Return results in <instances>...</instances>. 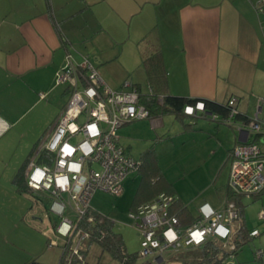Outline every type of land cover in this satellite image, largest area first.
Listing matches in <instances>:
<instances>
[{"label": "crops", "instance_id": "1", "mask_svg": "<svg viewBox=\"0 0 264 264\" xmlns=\"http://www.w3.org/2000/svg\"><path fill=\"white\" fill-rule=\"evenodd\" d=\"M104 4L114 8L120 20L138 26L139 34L134 36L135 63L125 62L122 68L130 70L138 65L144 69L146 90L141 83L129 82L142 94L151 87L153 93L160 95L208 99L221 105L236 97L237 109L242 115L264 120L262 106L257 111L250 103L251 93L264 95L261 91L264 88L259 85L264 80V0H0V264H45L43 253L50 246L41 227L47 226L53 217L49 220L44 206L37 204L33 220L29 221V211L35 201L27 192L24 172L36 149L33 141L41 137L45 128L52 130L65 105L61 108L57 105L56 91L61 86L56 84L57 73L69 58L74 63L81 62L83 57L74 46L82 47L80 43L86 41L87 12L92 11V6ZM157 53L162 55L165 70L149 77L142 61ZM104 61H98L99 65ZM92 64L98 71V65L93 61ZM109 83L112 89L123 85L112 80ZM62 89L63 86V94ZM260 98L264 105V98ZM176 116L174 110L153 111L148 118L125 123L117 130V143L127 155L133 158L137 155L139 160L153 151L160 177L169 186V190L158 194L164 192L176 197L182 206L177 208L178 203L174 204L171 210L178 215L181 225L187 227L197 220L203 203L195 212L186 205L188 198L176 189L161 166L160 143L177 137L183 143L191 142L193 134L199 132L217 140L218 147L211 154L222 149L221 162L226 157L223 166L233 148L245 137L233 129L244 124L237 120L234 125L220 127L221 118L183 116L179 120ZM189 118L215 123L214 126L204 120L196 123ZM175 121L180 123L175 125ZM255 142L264 147L260 140ZM21 167H24V186L14 183ZM130 176L138 179L135 194L140 175ZM227 190L228 187L226 200H229ZM246 199L249 197L244 196L243 202ZM210 205L215 209L223 207V204ZM182 209L185 212L181 215ZM242 224H245L244 217L234 222L232 236ZM60 257L61 254L58 264ZM242 262L264 264V250L257 249L253 257H245Z\"/></svg>", "mask_w": 264, "mask_h": 264}, {"label": "built area", "instance_id": "2", "mask_svg": "<svg viewBox=\"0 0 264 264\" xmlns=\"http://www.w3.org/2000/svg\"><path fill=\"white\" fill-rule=\"evenodd\" d=\"M56 84H67L72 92L50 134L39 143L25 168L27 192L35 201L28 218L33 220L37 204L43 206L44 200L49 201L46 214L53 220L41 228L64 239L65 264H73L74 260L83 261L80 249L89 233L79 222L92 209L90 199L94 192L120 195L125 179L137 173L142 164L117 143V130L125 123L148 118L150 111L141 102L143 94L139 88L125 82L122 88L112 89L88 56H83L80 63L69 58L58 71ZM146 95L160 105L164 103L165 96L154 95L151 87ZM260 103L261 99L257 111ZM226 105L229 111L223 118L208 113L203 100L184 105L183 113L192 118H221V123L234 125L238 113L236 97H230ZM189 107L191 113L186 111ZM236 128L245 137L231 153L229 187L237 195L249 196L264 189V147L250 141L254 133L264 134V120L256 116ZM260 141L264 143V136ZM175 201V196L162 192L129 211L141 239L140 257H151L153 262L160 263L167 254L200 247L209 238L221 239L225 247L235 249L229 244L238 219L234 201L226 200L221 209L203 203L197 220L187 227L171 210ZM260 218L264 219V212ZM88 220L92 218L88 216ZM250 235L258 236L259 231L253 229Z\"/></svg>", "mask_w": 264, "mask_h": 264}, {"label": "rangeland", "instance_id": "3", "mask_svg": "<svg viewBox=\"0 0 264 264\" xmlns=\"http://www.w3.org/2000/svg\"><path fill=\"white\" fill-rule=\"evenodd\" d=\"M91 10L87 12L89 27L84 31L86 41L83 44L80 43L82 47L77 44L74 46L75 48L73 47L80 52V54H77L80 57L85 55L90 56L94 64L98 65V73L107 85L110 84L109 82L111 80L121 82V84L132 81L141 83L143 90H146L143 68L138 65H135L130 70L122 68L125 62L131 63L132 61L135 63L133 56L137 50V42L134 40V36L136 33L139 34L138 26L135 23L130 25L127 21L120 20L115 9H111L108 4L92 6ZM97 60H106V62L104 61L105 63L103 65H99ZM259 85L264 88V80H261ZM119 86L120 84L117 87ZM57 89V105L61 108L63 104H66L69 93L62 94L61 86L57 87ZM261 91L264 92V89H261ZM251 94V106L257 110L258 100L261 99L260 97L264 98V95L259 92ZM260 106L264 109V105L260 103ZM189 119L196 123L204 120L207 124L213 126L215 123L207 119ZM177 123L180 122L175 121V125ZM221 126L228 127L224 123ZM49 128H45L44 135L41 133V137L39 135V138L33 141L34 148H37L39 143L48 136L51 130ZM233 130L235 132L238 131ZM216 141L215 138L204 136L198 132L193 134V140L191 142L186 141L183 143L182 139L177 137L174 140L169 139L160 143L162 144V146L160 145V149L162 150L160 153L161 166L167 178L175 183L176 189L182 192L184 198H188L185 200V203L194 212L200 204L206 201L213 206H222L226 201V189L229 186L231 159H228L222 166L226 158L221 162L223 150L220 148L221 152L218 150L211 154V151L216 150L218 147ZM30 142L31 140L28 141V143ZM166 145L171 147L166 149ZM134 158L139 160L137 155H134ZM137 182L138 179L136 176H130L120 195L114 196L108 192L97 190L90 199L91 208L106 215L114 222V231L121 235L125 243L126 251L130 255L139 253L141 240L134 226V221L129 217L130 204ZM244 204V218L247 229L250 231L258 229L261 235L245 243L239 249L238 253L228 260V264H245L242 262L243 258L253 257L257 249L264 250V219L260 218V213L264 212V193L259 198L246 199ZM43 206L45 209L48 208L49 201L44 200ZM68 215L73 217L71 212H68ZM41 232L46 237V240H49L48 244L50 246L43 253L44 263L58 264L64 239L52 233L49 235L44 230ZM86 242L80 249V253L83 255V264H119L108 252H102L95 243H90L88 252L84 256L82 251L87 249ZM149 263L159 264L153 262L151 257L142 258L137 256L135 258V264Z\"/></svg>", "mask_w": 264, "mask_h": 264}, {"label": "trees", "instance_id": "4", "mask_svg": "<svg viewBox=\"0 0 264 264\" xmlns=\"http://www.w3.org/2000/svg\"><path fill=\"white\" fill-rule=\"evenodd\" d=\"M142 65L145 68V70L148 72L149 77H152V74L155 73L156 71L165 70V69L163 70V58L161 53L154 54L151 57L144 59L142 61ZM60 85L64 87L63 94L69 93V98H70L72 92L71 88L67 84H60ZM154 95H157V92L154 93ZM165 95L166 96L164 99V103L162 105L158 104L154 97H151L146 94L141 95V102L149 109L150 114L153 111L164 112L167 110H174L175 112H177L176 117L179 120H182L183 116H186L183 113L184 104L193 103L196 100H199V99H185L180 97H173L167 94ZM68 100L66 101V104L62 107L60 114L66 108ZM200 100L204 101L205 108L208 113L217 114L221 118L226 117V115L228 114L229 109L226 104L221 105L219 103H216L208 99H200ZM201 117H207V115H202ZM235 118L236 120H240L241 122H243V124H246L252 120L242 115L239 111ZM253 135L254 136L252 137L251 142L258 141L260 140V137L264 136V134H260V133H254ZM141 162H142L141 167L137 172L140 175V184L136 190V193L133 196L130 210L135 209L137 205L145 203L147 200L151 199L152 197L154 196L156 197V195L160 191L169 190V186L165 183L166 180L163 179L162 176L160 177L161 171L159 169L158 162L153 151L148 152L143 158V160H141ZM23 171H24V167H21L18 170L14 178L15 184L24 186V184L22 183V181L24 180ZM155 177H158V179H156V181L152 183L151 181ZM262 193H264V189H261L259 192L252 193L247 197L251 199L252 198L256 199L259 198ZM227 198L230 200L231 199L234 200V202L237 205V210H238L237 220L243 218L244 207H245V204L243 202L244 195H237L233 193L230 187L228 186ZM174 204L177 205V208L178 206L179 207L182 206V204H180V202L178 201H175ZM184 212L185 211L183 209L180 210L181 215L184 214ZM88 216L92 218L91 221L88 220ZM79 224L83 230L89 233V239L86 242L88 246L90 245V243L97 244L102 252H108L113 258H115L119 262V264H135V258L139 255L138 254L130 255L127 253L125 243L121 235L114 231V222L109 217L99 213L94 209H91L81 219ZM237 230L238 233L230 238V243H229L235 246L234 250H230L229 248L225 247L224 241H222L221 239L209 238L200 247L190 248L168 254L169 255L168 257L165 256L166 260L164 259L159 264H227V261L230 258H232L233 255L236 254L239 248H241L245 243H247L248 241L252 240L253 237H255L250 235V232L252 230L251 231L248 230L245 224H242V227L240 226V228ZM82 252L85 256L88 251L83 250ZM259 254L260 251L257 252V255ZM65 255L66 252L62 251L59 264H65ZM83 263H84L83 261H77V260L73 261V264H83Z\"/></svg>", "mask_w": 264, "mask_h": 264}, {"label": "clouds", "instance_id": "5", "mask_svg": "<svg viewBox=\"0 0 264 264\" xmlns=\"http://www.w3.org/2000/svg\"><path fill=\"white\" fill-rule=\"evenodd\" d=\"M201 107H202V105H201ZM186 111H187L188 113H191V112H192V109L189 107V108L186 109Z\"/></svg>", "mask_w": 264, "mask_h": 264}]
</instances>
